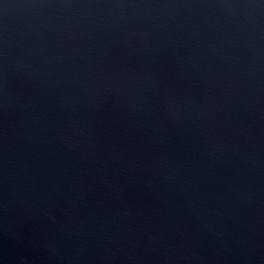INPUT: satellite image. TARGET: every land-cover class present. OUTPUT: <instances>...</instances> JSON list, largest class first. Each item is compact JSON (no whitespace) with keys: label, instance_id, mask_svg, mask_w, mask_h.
I'll use <instances>...</instances> for the list:
<instances>
[{"label":"water","instance_id":"water-1","mask_svg":"<svg viewBox=\"0 0 264 264\" xmlns=\"http://www.w3.org/2000/svg\"><path fill=\"white\" fill-rule=\"evenodd\" d=\"M0 264H264V0H0Z\"/></svg>","mask_w":264,"mask_h":264}]
</instances>
